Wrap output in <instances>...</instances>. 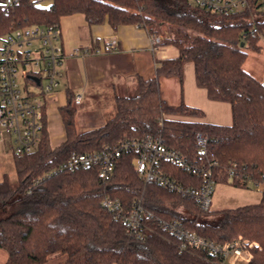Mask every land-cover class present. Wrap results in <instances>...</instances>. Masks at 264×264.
Instances as JSON below:
<instances>
[{
  "label": "trees",
  "instance_id": "1",
  "mask_svg": "<svg viewBox=\"0 0 264 264\" xmlns=\"http://www.w3.org/2000/svg\"><path fill=\"white\" fill-rule=\"evenodd\" d=\"M42 1L46 0H18L6 12L0 0V38L14 22L60 25L63 17L82 14L89 26L132 25L152 36H159L166 26L173 34L161 43L177 48L179 55L159 61L155 77L137 76L132 93L116 96L111 119L86 131L79 129L78 105L69 90L68 103L60 109L66 140L51 146L46 117L39 148L12 153L17 183L6 174L0 181V211L12 205L18 209L0 217V249L8 254L5 264H225L222 256L185 245L179 232L164 228V223L173 221L183 231L218 244L241 240L251 254L248 264H264V83L246 69L251 54L264 50V17H223L190 0H51L49 7ZM189 63L194 65L197 86L207 91L208 98L231 105V125L204 122L201 109L164 98L161 79H177L183 87ZM199 134L208 139L207 156L201 155ZM149 137L162 138L192 166L208 167L216 161L212 165L216 185H262V200L225 209L222 221L213 224L199 221L210 210H202L193 198L146 182L135 170L136 151L121 155L106 182L96 168L58 170L73 153L97 152ZM163 168L185 186H201L205 180L176 164L165 163ZM106 196L118 199L125 211L143 207L146 215L138 235L129 234L123 221L105 208Z\"/></svg>",
  "mask_w": 264,
  "mask_h": 264
},
{
  "label": "built area",
  "instance_id": "2",
  "mask_svg": "<svg viewBox=\"0 0 264 264\" xmlns=\"http://www.w3.org/2000/svg\"><path fill=\"white\" fill-rule=\"evenodd\" d=\"M46 1L48 2L40 4L49 7L52 1ZM190 1L199 8L223 17L244 16L248 20L264 17V0ZM17 3L18 0H1V8L9 12ZM152 41L154 46L159 45L162 38L153 36ZM118 51L119 41L111 39L102 48H96L92 52L88 47L78 48L75 55L111 54ZM67 59L60 25L17 26L14 22L9 32L0 38V143L12 153L28 154L39 148L46 118L45 98L55 93L65 80ZM34 79H38L39 83ZM82 102V95L75 96L76 105H81ZM197 143L201 155L207 156L208 139L199 134ZM131 150L138 152L135 170L146 182L158 183L191 197L202 210H210L216 187L212 165H217V162L202 168L192 166L181 153L169 148L160 137L129 139L101 151L73 153L58 170L73 172L83 168H96L101 180L106 182L111 180L121 155ZM165 163L202 174L204 183L195 187L182 185L166 173L163 168ZM255 185L262 190V185ZM103 204L115 219L123 221L129 234H139L146 215L143 207L135 206L132 210L125 211L122 203L110 196L103 199ZM180 226L177 221L164 223L165 229L179 232L185 238V245L188 243L212 255L222 256L225 260L230 255L241 257L247 251L241 240L218 244L194 232L183 231Z\"/></svg>",
  "mask_w": 264,
  "mask_h": 264
},
{
  "label": "crops",
  "instance_id": "3",
  "mask_svg": "<svg viewBox=\"0 0 264 264\" xmlns=\"http://www.w3.org/2000/svg\"><path fill=\"white\" fill-rule=\"evenodd\" d=\"M60 27L63 45L68 55L67 75L60 88L45 98L52 147H58L66 140L60 109L68 103L69 90L75 96L82 95L81 106L88 103L87 108L91 111L94 105L101 104L102 107L99 106L102 110L101 115L110 118L116 112V96L132 93L137 86V76L153 78L156 76L159 61L176 58L179 55L178 49L173 46H165L162 43L154 46L151 33L137 26L126 25L117 29L108 23L89 26L84 15L74 14L63 17ZM161 38L163 41L164 37ZM111 39L119 41V51L116 53L75 55L78 48H90L93 45H96L95 49L102 48L104 43ZM257 60L258 78L264 83V50ZM160 84L161 90L163 87L169 92L172 90L176 92V103L170 100V96L164 97L166 100L171 104L183 101L191 107L201 109L205 113L204 122L217 125L233 123L231 105L210 100L207 91L197 86L194 65L191 66L190 63L186 65L183 87L174 79H161ZM90 113L92 112L86 114ZM81 114L85 115L79 113ZM5 148L7 147L0 143V153Z\"/></svg>",
  "mask_w": 264,
  "mask_h": 264
},
{
  "label": "rangeland",
  "instance_id": "4",
  "mask_svg": "<svg viewBox=\"0 0 264 264\" xmlns=\"http://www.w3.org/2000/svg\"><path fill=\"white\" fill-rule=\"evenodd\" d=\"M40 1V0H34ZM48 1H42L41 3L45 4ZM160 34L164 38L171 36L173 33L166 26L160 29ZM264 44V41L262 42ZM259 55H252L249 61L246 64V69L252 73L254 76L258 77L257 71V58ZM193 66L192 63H190ZM178 82L177 79H174ZM162 92L164 97H171V101L176 103V92L175 90L167 91L166 88L162 87ZM94 104V103H93ZM88 103H85L83 106L78 105L79 113H85V115H79L80 119L78 120V126L81 131H86L88 129L98 127L103 125L105 122L111 119L107 118L102 114V110H100L99 106L101 104H97V106H93L92 111L87 108ZM87 112H92L90 114H86ZM105 119V120H104ZM8 175L9 179L13 183H17V172L14 164V157L12 152L5 148L3 152L0 153V181L3 179L4 175ZM263 194L262 190L252 184L249 188H239L227 183H218L215 187V192L212 198V204L210 207V212L206 213L202 217L199 218L200 222H208L213 224H218L224 218L223 210L225 209H233L246 205L257 204L262 200ZM179 210L187 214L186 210L183 207H180ZM18 211L16 206L12 205L0 211V217H6L12 213ZM251 254L249 252H245L241 257L230 255L226 258L225 264H248L250 260ZM8 258V254L5 250L0 249V264H5Z\"/></svg>",
  "mask_w": 264,
  "mask_h": 264
},
{
  "label": "water",
  "instance_id": "5",
  "mask_svg": "<svg viewBox=\"0 0 264 264\" xmlns=\"http://www.w3.org/2000/svg\"><path fill=\"white\" fill-rule=\"evenodd\" d=\"M37 83H39V80L38 79H34Z\"/></svg>",
  "mask_w": 264,
  "mask_h": 264
}]
</instances>
